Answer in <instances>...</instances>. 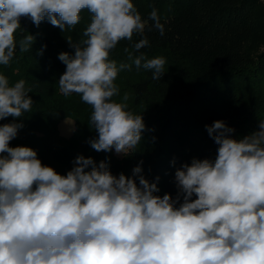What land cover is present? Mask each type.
Wrapping results in <instances>:
<instances>
[{
  "label": "clouds",
  "instance_id": "obj_1",
  "mask_svg": "<svg viewBox=\"0 0 264 264\" xmlns=\"http://www.w3.org/2000/svg\"><path fill=\"white\" fill-rule=\"evenodd\" d=\"M85 9L91 22L83 47L58 57L66 65L59 90L91 107L93 150L129 156L145 124L128 109L127 94L124 102L113 99L119 93L114 81L132 65L160 80L166 61L129 52L132 63L118 66L110 52L134 34L143 37L133 45L137 52L148 46L149 21L163 36L157 9L143 20L132 0H0V65L10 64L17 45L21 53L31 50L33 35L16 38L22 18L37 27L47 20L63 32ZM31 91L24 79L10 86L0 74V120L30 112ZM23 126L0 125V264H264V120L239 139L221 120L206 126L218 145L216 158H194L177 169L175 199L156 195L157 183L140 165L130 177L116 176L106 161L79 155L61 175L32 148L9 146Z\"/></svg>",
  "mask_w": 264,
  "mask_h": 264
},
{
  "label": "trees",
  "instance_id": "obj_2",
  "mask_svg": "<svg viewBox=\"0 0 264 264\" xmlns=\"http://www.w3.org/2000/svg\"><path fill=\"white\" fill-rule=\"evenodd\" d=\"M132 2L143 20L157 9L164 35L151 28L149 21L144 32L148 46L137 52L133 45L143 37L134 34L131 41L118 42L110 59L118 66L131 64V52L134 57L143 53L145 60L162 56L166 61L160 80L152 78V70L132 67L119 72L114 81L119 93L113 99L124 102L127 94L128 109L142 115L145 124L134 154L117 156L114 149L93 150L88 141L97 133L88 125L91 107L78 94L64 96L59 90V78L66 71L59 54L73 56V45L83 47V32L91 22L87 9L81 11L76 26L63 32L47 20L37 27L29 19H21L17 41L31 34L34 43L25 53L17 45L10 64L0 65V74L8 78L10 86L24 79L32 89L29 96L34 104L30 112L15 120H0V125L23 123L9 146L32 148L43 165L61 175L74 167L79 155L91 157L97 164L106 161L116 176L123 173L130 177L132 169L140 165L145 178L157 183L160 191L156 195L167 193L175 199L176 170L190 165L194 158H216L218 145L206 126L221 120L235 129L232 138L239 139L258 131L264 120V49L255 48L258 35L264 33L262 4L261 0ZM64 118L74 122L68 137L58 131V122Z\"/></svg>",
  "mask_w": 264,
  "mask_h": 264
},
{
  "label": "rangeland",
  "instance_id": "obj_3",
  "mask_svg": "<svg viewBox=\"0 0 264 264\" xmlns=\"http://www.w3.org/2000/svg\"><path fill=\"white\" fill-rule=\"evenodd\" d=\"M261 4H262V11H263V17H264V0H261ZM255 48L256 50L260 51L264 49V33H261L260 35H258L257 40L255 41ZM162 57V56H159ZM156 58V57H154ZM149 60V59H146ZM145 61H142V65ZM133 68H136L135 65H132ZM140 68H143V66H141ZM73 120L71 118H64L61 119L58 122V131L59 134H61L64 137H68L69 135L72 134L74 126H73ZM115 152V150H114ZM116 154V153H115ZM117 155V154H116ZM117 156H121V155H117Z\"/></svg>",
  "mask_w": 264,
  "mask_h": 264
}]
</instances>
